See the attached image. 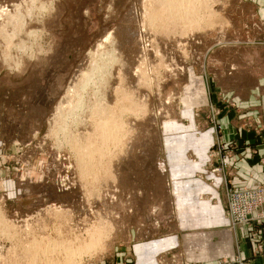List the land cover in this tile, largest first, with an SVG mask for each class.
<instances>
[{
	"label": "rangeland",
	"instance_id": "1",
	"mask_svg": "<svg viewBox=\"0 0 264 264\" xmlns=\"http://www.w3.org/2000/svg\"><path fill=\"white\" fill-rule=\"evenodd\" d=\"M191 1L0 0V264L264 254L231 212L264 202L235 173L264 166V0Z\"/></svg>",
	"mask_w": 264,
	"mask_h": 264
},
{
	"label": "crops",
	"instance_id": "2",
	"mask_svg": "<svg viewBox=\"0 0 264 264\" xmlns=\"http://www.w3.org/2000/svg\"><path fill=\"white\" fill-rule=\"evenodd\" d=\"M255 160L256 159L250 160L248 164L244 163L239 166V170L235 172L237 173V185H250L251 183L262 182L264 180V166L262 167V170L259 169L258 162ZM254 163H256L257 165ZM261 174L262 176H259ZM194 238H198L196 242H199V245L203 247V250L205 252H199L198 254L193 255V261L199 262L201 264H214V261L217 258L215 244L209 243L210 238H213V236H211L210 234L202 236L196 235L195 237H192V239ZM221 240H225L227 242L226 244L222 245L223 250L219 252L218 257H226V259L228 258V260H231L232 258L237 257L238 255L239 257H243L246 264H264V254L261 256H256V258L252 259L250 249L247 245L245 246V242L239 246L241 251L238 250V253L235 256L234 251H232L231 236L229 233L221 232L220 241Z\"/></svg>",
	"mask_w": 264,
	"mask_h": 264
},
{
	"label": "built area",
	"instance_id": "3",
	"mask_svg": "<svg viewBox=\"0 0 264 264\" xmlns=\"http://www.w3.org/2000/svg\"><path fill=\"white\" fill-rule=\"evenodd\" d=\"M234 200L237 201L240 206L235 205L231 207V212L233 217L238 221L250 220L251 218H256L261 222L264 218V202L257 191L244 192V194L237 195ZM247 206V209H242L241 206ZM255 212V214H253ZM242 264L240 260L237 262Z\"/></svg>",
	"mask_w": 264,
	"mask_h": 264
},
{
	"label": "bare ground",
	"instance_id": "4",
	"mask_svg": "<svg viewBox=\"0 0 264 264\" xmlns=\"http://www.w3.org/2000/svg\"><path fill=\"white\" fill-rule=\"evenodd\" d=\"M162 1V3H163V10L165 9L167 12H169L170 13V16H172V18H174V17H178V18H180L179 17V14L182 12L181 10H183L182 8H184V7H182V6H185L186 4L185 3H189L191 0H161ZM192 2V1H191ZM205 7V6H204ZM187 7H185V9H186ZM188 9V8H187ZM162 10V11H163ZM164 10V11H165ZM191 10V9H190ZM189 10V11H190ZM184 12H187V11H184ZM191 12V11H190ZM168 13V14H169ZM182 14V13H181ZM185 14V13H184ZM188 14V13H187ZM192 14V13H191ZM186 15V14H185ZM193 15V14H192ZM183 16V15H182ZM187 16V15H186ZM171 18V19H172ZM175 18V19H176ZM185 18V17H184ZM160 19V18H159ZM191 19V18H190ZM173 20V19H172ZM106 60V59H105ZM101 63V62H100ZM110 63V62H109ZM95 65V64H94ZM95 71V70H94ZM106 72V71H105ZM93 73V72H92ZM97 74V73H96ZM83 75H85V74H83ZM89 74H87V76H88ZM86 76V75H85ZM86 76V77H87ZM89 76H91V74L89 75ZM92 77V76H91ZM83 77H81V79H82ZM84 79V78H83ZM97 79V78H96ZM100 79V78H99ZM87 79H84V80H82V81H86ZM100 81H101V79H100ZM83 87V86H82ZM78 96V95H77ZM74 97V96H73ZM70 98V97H69ZM68 101V100H67ZM94 106V105H93ZM104 106V105H103ZM74 107L76 108V106L74 105ZM96 107V106H95ZM99 107V106H98ZM85 108V107H84ZM100 109V108H99ZM120 109V108H119ZM58 110V109H57ZM97 110V109H96ZM105 110H108V109H105ZM59 111V110H58ZM61 112V111H60ZM59 112V113H60ZM69 113V112H68ZM94 113V112H93ZM61 114V113H60ZM97 114V113H96ZM105 114V113H104ZM71 115V114H70ZM69 115V116H70ZM57 116V115H56ZM108 117V116H107ZM91 118V117H90ZM106 119H108V118H106ZM110 119V118H109ZM90 120V119H89ZM99 120V119H98ZM108 122V121H107ZM107 122H102V124L100 125L99 124V127H98V129L100 128L101 130H102V136H103V132L105 131L106 132V130H103V128H106L107 130H109V128L111 127V128H113V130L115 129V127H112V126H108V125H111V123H110V121L107 123ZM78 123V122H77ZM92 123V122H91ZM112 123H113V121H112ZM62 124V123H61ZM106 125V126H105ZM118 125V124H117ZM61 127V126H60ZM111 128H110V132H109V134L110 135H112L111 133ZM123 128V127H122ZM97 129V130H98ZM60 130H61V128H60ZM119 130V129H118ZM100 132V131H99ZM108 132V131H107ZM116 132V131H115ZM114 133V132H113ZM106 134V133H105ZM120 135V134H119ZM93 137V136H92ZM79 140V139H78ZM84 140V139H83ZM73 143V142H72ZM80 143V142H79ZM90 146V145H89ZM99 146V145H98ZM84 148V147H83ZM80 151V150H79ZM88 157V156H87ZM93 158V157H92ZM90 159V158H89ZM84 160V159H83ZM90 163V162H89ZM90 164H92V163H90ZM89 168V167H88ZM92 168V167H91ZM96 168V167H95ZM95 174V173H94ZM88 237V236H87ZM78 242V241H77ZM80 242V241H79ZM32 245V244H31ZM80 245V244H79ZM75 248V247H74ZM32 249H33V247H32ZM70 250V249H69ZM34 256V255H33ZM38 257V256H37ZM32 259V258H31ZM45 259V258H44ZM39 261V260H38Z\"/></svg>",
	"mask_w": 264,
	"mask_h": 264
}]
</instances>
